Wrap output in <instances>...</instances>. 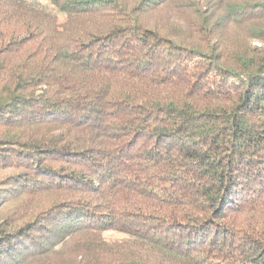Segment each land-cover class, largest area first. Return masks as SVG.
I'll list each match as a JSON object with an SVG mask.
<instances>
[{"label":"trees","instance_id":"obj_1","mask_svg":"<svg viewBox=\"0 0 264 264\" xmlns=\"http://www.w3.org/2000/svg\"><path fill=\"white\" fill-rule=\"evenodd\" d=\"M0 264H264V0H0Z\"/></svg>","mask_w":264,"mask_h":264},{"label":"rangeland","instance_id":"obj_2","mask_svg":"<svg viewBox=\"0 0 264 264\" xmlns=\"http://www.w3.org/2000/svg\"><path fill=\"white\" fill-rule=\"evenodd\" d=\"M169 15H171V14H169ZM118 235H107L106 237L107 238H111V237H117Z\"/></svg>","mask_w":264,"mask_h":264}]
</instances>
